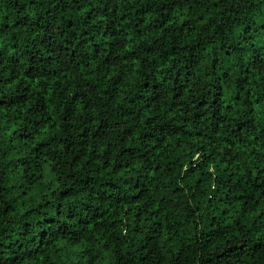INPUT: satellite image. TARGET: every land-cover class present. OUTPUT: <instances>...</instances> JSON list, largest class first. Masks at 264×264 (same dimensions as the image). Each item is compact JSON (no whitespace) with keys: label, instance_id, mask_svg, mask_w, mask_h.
Here are the masks:
<instances>
[{"label":"trees","instance_id":"trees-1","mask_svg":"<svg viewBox=\"0 0 264 264\" xmlns=\"http://www.w3.org/2000/svg\"><path fill=\"white\" fill-rule=\"evenodd\" d=\"M0 264H264V0H0Z\"/></svg>","mask_w":264,"mask_h":264}]
</instances>
